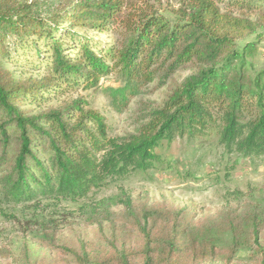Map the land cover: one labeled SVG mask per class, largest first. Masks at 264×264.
Instances as JSON below:
<instances>
[{
  "label": "trees",
  "instance_id": "1",
  "mask_svg": "<svg viewBox=\"0 0 264 264\" xmlns=\"http://www.w3.org/2000/svg\"><path fill=\"white\" fill-rule=\"evenodd\" d=\"M39 1L0 0V203L85 199L162 162L157 148L177 137L214 134L229 152L264 157V71L248 69L264 34L239 46L257 34L264 0H181L174 17L145 0H58L46 14ZM186 67L194 73L127 136L82 96L46 106L117 72L126 85L108 94L122 110L160 72ZM116 205L103 210L106 247L69 248L74 264H236L244 250L246 264H264L262 211L199 216L125 192Z\"/></svg>",
  "mask_w": 264,
  "mask_h": 264
},
{
  "label": "rangeland",
  "instance_id": "2",
  "mask_svg": "<svg viewBox=\"0 0 264 264\" xmlns=\"http://www.w3.org/2000/svg\"><path fill=\"white\" fill-rule=\"evenodd\" d=\"M145 2L154 4L170 17H174V10L181 4V0ZM57 3L58 0H40L36 9L46 14ZM252 19L259 22L257 34L239 40V46L264 34V15L259 13ZM103 37L107 40V36ZM258 48L248 59L252 75L264 71V41ZM194 71L186 67L166 76L160 72L122 110L108 94L109 89L121 90L126 85V80L117 72L102 78L94 88L55 97L46 106L56 107L82 96L90 107L105 114L111 135L127 136L137 133L149 120V114L161 107L178 84ZM157 151L162 155V162L125 180L110 181L85 199L58 200L43 196L39 204H16L4 199L0 203V264H20L24 258H30L35 264H74L69 248L86 246L89 250H102L110 236L109 222L103 219L104 207L120 210L116 198L122 192L136 201L188 207L199 216L218 215L226 204L241 215L254 209L264 215V157L249 159L229 152L214 134L165 140ZM230 240L227 234L223 243L229 244ZM247 255L249 251H242L236 264H246Z\"/></svg>",
  "mask_w": 264,
  "mask_h": 264
}]
</instances>
